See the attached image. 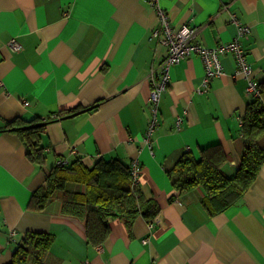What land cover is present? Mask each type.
Masks as SVG:
<instances>
[{
  "label": "crops",
  "instance_id": "obj_1",
  "mask_svg": "<svg viewBox=\"0 0 264 264\" xmlns=\"http://www.w3.org/2000/svg\"><path fill=\"white\" fill-rule=\"evenodd\" d=\"M158 1L173 26L196 27L194 42L206 47L237 36L234 14L250 28L238 38L252 76L264 82V0ZM158 25L151 0H0V264L27 231L52 234L45 264H264V163L241 198L217 213L202 187L179 192L167 173L182 152L198 157L215 144L225 154L221 171L234 173L246 78L223 52L222 74L203 90L202 58L182 59L170 68L158 126L146 140L151 74L166 55ZM13 38L20 49L9 46ZM15 118L45 122L44 168L5 128ZM62 158L79 160L81 172L98 158L137 160L142 201L153 198L159 212L130 224L115 216L104 240L89 243L84 221L62 212L60 193L42 209L31 202L48 182L45 170Z\"/></svg>",
  "mask_w": 264,
  "mask_h": 264
},
{
  "label": "trees",
  "instance_id": "obj_2",
  "mask_svg": "<svg viewBox=\"0 0 264 264\" xmlns=\"http://www.w3.org/2000/svg\"><path fill=\"white\" fill-rule=\"evenodd\" d=\"M259 86L261 96L247 101L241 117L242 147L239 164L232 175L221 171L225 154L218 144L202 148L198 157L190 151L182 152L167 171L173 188L179 192L202 187L206 193L205 206L210 213H217L240 199L264 163V140H261L264 137V82ZM98 104L84 109L95 110ZM5 128L21 140L28 159L44 168L41 137L45 122L36 118H15L7 121ZM80 166L81 162L74 160L63 166L55 163L51 170H45L48 182L33 192L31 202L36 209H42L60 193L62 212L84 221L89 243L96 245L104 240L109 232V219L115 216L130 224L139 213L150 220L159 212V205L153 198L142 201L139 185L131 176V167L122 160L98 158L91 167H83L82 172ZM67 173L74 174L68 178ZM76 183H83V192L69 187ZM52 241L51 233L25 232L16 242L7 264H45L44 255Z\"/></svg>",
  "mask_w": 264,
  "mask_h": 264
},
{
  "label": "built area",
  "instance_id": "obj_3",
  "mask_svg": "<svg viewBox=\"0 0 264 264\" xmlns=\"http://www.w3.org/2000/svg\"><path fill=\"white\" fill-rule=\"evenodd\" d=\"M159 17V25L154 30V35L159 44L164 46L166 55L159 65L158 74H151V87L149 92V106L151 117L147 126L145 139L150 140L154 130L158 126V109L162 93L167 89L170 68L179 63L182 59L191 54H197L202 58L204 66V77L202 79L203 90L208 87L210 80L223 72V66L220 61V55L223 52H231L234 55L236 62V72L242 73L246 78V95L250 99H255L261 96L259 82L252 76V67L246 60L245 50L238 37L249 33V26L242 24L234 14L231 16L232 22L237 27V36L232 40L221 43L215 47H206L194 42V37L197 32L196 27L186 25L173 26L165 11L160 8L158 0H151ZM9 46L13 49H20V44L16 39L9 41ZM181 117H177L176 125L180 127ZM69 160L66 158L58 159L57 165L63 166L68 164ZM131 176L133 182L136 183L137 176L140 171V166L137 160H134L131 165ZM150 223L149 225L152 227ZM14 232V231H13ZM84 264H90L84 262Z\"/></svg>",
  "mask_w": 264,
  "mask_h": 264
},
{
  "label": "rangeland",
  "instance_id": "obj_4",
  "mask_svg": "<svg viewBox=\"0 0 264 264\" xmlns=\"http://www.w3.org/2000/svg\"><path fill=\"white\" fill-rule=\"evenodd\" d=\"M264 136V135H263ZM261 140H264V137L261 138ZM70 186V185H69Z\"/></svg>",
  "mask_w": 264,
  "mask_h": 264
}]
</instances>
